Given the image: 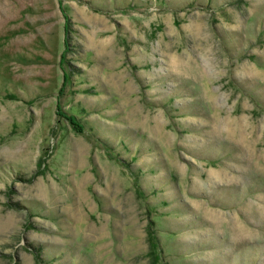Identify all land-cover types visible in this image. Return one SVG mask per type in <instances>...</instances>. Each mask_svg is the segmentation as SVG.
<instances>
[{
    "label": "rangeland",
    "instance_id": "374dc122",
    "mask_svg": "<svg viewBox=\"0 0 264 264\" xmlns=\"http://www.w3.org/2000/svg\"><path fill=\"white\" fill-rule=\"evenodd\" d=\"M0 264H264V0H0Z\"/></svg>",
    "mask_w": 264,
    "mask_h": 264
},
{
    "label": "trees",
    "instance_id": "16d2710c",
    "mask_svg": "<svg viewBox=\"0 0 264 264\" xmlns=\"http://www.w3.org/2000/svg\"><path fill=\"white\" fill-rule=\"evenodd\" d=\"M71 121H72V122H75L74 119H72V118H71Z\"/></svg>",
    "mask_w": 264,
    "mask_h": 264
}]
</instances>
